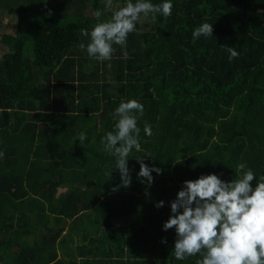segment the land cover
Returning a JSON list of instances; mask_svg holds the SVG:
<instances>
[{"label": "trees", "instance_id": "obj_1", "mask_svg": "<svg viewBox=\"0 0 264 264\" xmlns=\"http://www.w3.org/2000/svg\"><path fill=\"white\" fill-rule=\"evenodd\" d=\"M96 9L104 0H0V264H195L174 258V229L162 230L182 182L229 180L240 162L264 174V0H173L171 16L142 17L102 62L78 47ZM205 21L213 36L193 41ZM121 98L144 105L142 151L130 153V186L113 191L100 138ZM136 157L162 170L147 195Z\"/></svg>", "mask_w": 264, "mask_h": 264}, {"label": "clouds", "instance_id": "obj_2", "mask_svg": "<svg viewBox=\"0 0 264 264\" xmlns=\"http://www.w3.org/2000/svg\"><path fill=\"white\" fill-rule=\"evenodd\" d=\"M47 4V0H39ZM173 0H123L113 7V0H104V9H96L92 15L96 20L90 29H82L80 35L87 38L78 47L96 61H107L115 51L113 45L126 47L129 33L136 30L142 18L157 16L167 19L172 15ZM105 10L110 13L105 16ZM51 14V10L46 13ZM192 40L213 36V25L202 22L194 27ZM228 53V59L239 56L231 46L221 44ZM126 56L127 54L124 53ZM144 114V105L135 98H121L112 112L114 121L111 131L100 138L103 150L113 157L114 169L118 170L121 183L113 187L127 188L132 177L128 166L130 153L142 151L138 119ZM143 133L152 135V127L145 122ZM87 139L84 131L73 137V143L80 145ZM0 150V157L3 156ZM139 163L137 177L147 188L153 183V175L161 173V168L146 164L142 158H134ZM235 175L229 180L222 179V173H202L194 179H186L170 201V215L162 224V230L174 229L175 238L171 249L176 260L198 256L195 264H264V174H256L246 162L235 166ZM255 179V184L251 183ZM165 201H156L155 207L164 206ZM161 243H166L161 238Z\"/></svg>", "mask_w": 264, "mask_h": 264}, {"label": "rangeland", "instance_id": "obj_3", "mask_svg": "<svg viewBox=\"0 0 264 264\" xmlns=\"http://www.w3.org/2000/svg\"><path fill=\"white\" fill-rule=\"evenodd\" d=\"M13 22H14V18L13 17H11L10 15H5L4 18H3V24L2 25L6 28V30L12 31L13 30V25H14ZM7 23H10V24H7ZM0 31H1V29H0ZM6 49H7L6 43L0 37V54L5 52ZM61 190H64V189H60V191ZM64 229H62V230L64 231Z\"/></svg>", "mask_w": 264, "mask_h": 264}]
</instances>
